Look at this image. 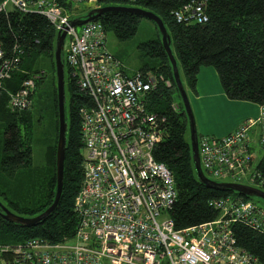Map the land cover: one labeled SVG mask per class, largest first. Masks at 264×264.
<instances>
[{
  "label": "built area",
  "instance_id": "built-area-1",
  "mask_svg": "<svg viewBox=\"0 0 264 264\" xmlns=\"http://www.w3.org/2000/svg\"><path fill=\"white\" fill-rule=\"evenodd\" d=\"M62 1L98 7L135 6L136 0ZM6 9L41 15L55 32L64 31L62 59L85 102L77 112L82 175L72 202L77 217L72 236L0 244L1 264H263L235 242L231 230L242 224L264 236V209L249 199L211 198L207 204L216 211L213 218L174 228L168 214L175 200L173 178L152 156L165 116L144 107L154 85L169 87V79L128 72L107 51L101 23L89 20L76 29L58 0H0V11ZM170 15L177 23L207 20L203 1L184 2ZM20 56L15 44L6 52L0 42V95H7L11 111L27 108L34 88L30 75L13 90L4 83L17 71ZM196 144L199 167L210 179L263 190L264 177L255 163L264 153V103L256 116L243 118L224 135L199 134Z\"/></svg>",
  "mask_w": 264,
  "mask_h": 264
},
{
  "label": "trees",
  "instance_id": "trees-1",
  "mask_svg": "<svg viewBox=\"0 0 264 264\" xmlns=\"http://www.w3.org/2000/svg\"><path fill=\"white\" fill-rule=\"evenodd\" d=\"M118 1L121 0H117V3ZM187 1L189 0H136L133 3L151 11L161 19L169 36L168 44L175 58L178 73L180 71L182 73V77L179 75V78L183 88L194 92L198 67L212 66L220 87L228 99L245 100L258 105L264 103V0H195L203 1L207 20L191 23L175 22L170 11ZM58 2L68 5L62 0ZM84 14L78 12L74 17H82ZM139 18L141 17L130 12L106 11L93 20L99 21L104 30L110 29L115 37L125 39L135 32ZM151 23L156 35L138 42L136 47L141 54L155 58V62L136 70L150 69L155 74L169 79L171 83L169 87H165L162 82H157L146 94L144 107L165 116L163 135L152 149V156L162 162L172 175L175 200L168 214L174 228L179 229L213 218L216 211L207 204L211 198L229 195L250 200L253 196L242 195L229 189L206 188L196 179L190 159L186 117L182 112L180 99L178 101L172 99V93L177 91L171 78L170 65L161 46L158 30L154 23ZM54 34V28L41 15L20 13L13 9L0 11L1 46L9 52L15 44L21 54L17 68L23 69L22 72L13 71L11 78L5 80L4 83L10 90L18 87L22 78L29 76L28 71L33 70L30 68L31 60L38 54L49 56L53 67ZM63 73L66 76V79L64 76V95L67 92V101L64 103L66 131L59 199L51 213L33 225L24 226L9 222L0 215V233L4 236L0 239V244L23 242L33 238L47 242L61 241L72 236L77 224V217L72 210L73 197L82 175V143L77 112L80 104L85 102V98L78 90L64 62ZM39 80L40 78L34 80L30 103ZM51 102L55 115L53 143L46 147L43 155V163L47 166L46 172H48L47 193L43 199L38 200L35 197L31 203H19L16 198L19 196L9 192L12 198L7 200L6 205L16 211L11 210L13 213L21 216L37 214L50 203L53 195L57 131L55 80ZM172 102L178 106L175 111L170 109ZM6 103L7 95L2 93L0 95L2 129L0 172L13 176L17 169L31 164V129L28 119L30 112L11 111ZM198 135L196 133L197 137ZM255 167L264 177V153L259 156ZM46 168L42 170V175ZM6 195L7 193L0 189V203L3 206L5 203L2 200ZM231 230L235 242L264 264V236L242 224H233Z\"/></svg>",
  "mask_w": 264,
  "mask_h": 264
},
{
  "label": "rangeland",
  "instance_id": "rangeland-1",
  "mask_svg": "<svg viewBox=\"0 0 264 264\" xmlns=\"http://www.w3.org/2000/svg\"><path fill=\"white\" fill-rule=\"evenodd\" d=\"M99 5H105L98 4ZM67 12L72 14V17L78 12L85 13L88 8H94V4H83L80 6H69L66 5ZM79 25H76L78 29ZM155 29L153 24L145 19L139 18L135 32L125 38L119 39L115 37L110 29L105 30V47L109 53H111L119 62L126 68V70L132 71L139 69L143 65H151L155 62V58L143 55L139 52L136 45L138 42L151 39L155 36ZM65 42L63 43V48ZM30 68L33 69L31 72L28 71V75L39 79L38 86L34 89L31 96V103L27 108L22 111H29L30 117V146H31V164L28 167L19 168L15 171L13 176H8L3 172H0V189L7 193L6 198L2 200L5 203V208L9 211H14L10 206L6 205L9 198H12V192L14 196L18 195L19 203H31L38 198L43 199L47 193L46 182H47V166L43 163V155H45V149L49 144L53 143V130H54V107L51 105L52 89L54 83V68L52 67L50 57L43 53L38 54L31 60ZM22 72L23 69H17ZM149 71L155 74L152 70H140ZM27 74V73H26ZM156 75V74H155ZM179 75L182 77L180 71ZM65 76V74H64ZM66 79V76H65ZM218 80V77H217ZM219 82V81H218ZM66 86V83H65ZM188 94V93H187ZM190 95V94H189ZM188 95V96H189ZM173 101H178L179 97L177 92L172 93ZM188 99V98H187ZM67 101V92H65V103ZM190 110L193 116L195 131L198 133L196 126V112L192 109L191 103L189 102ZM20 112V111H17ZM1 136L2 129L0 127V149H1ZM82 153V149H81ZM42 175V170L45 169ZM22 191V194H21ZM250 200L256 205L264 209V201L261 199L251 197ZM11 211V212H12ZM4 236L0 233V239ZM1 264V262H0Z\"/></svg>",
  "mask_w": 264,
  "mask_h": 264
},
{
  "label": "water",
  "instance_id": "water-1",
  "mask_svg": "<svg viewBox=\"0 0 264 264\" xmlns=\"http://www.w3.org/2000/svg\"><path fill=\"white\" fill-rule=\"evenodd\" d=\"M106 11H124V12L137 14L139 17L145 18L153 22L156 29L158 30L161 46L170 65L171 78L175 86V89L177 91V94L179 96L180 102L182 104V112L186 117L190 159L196 179L200 183H202L206 188L219 189V190L229 189L242 195L257 197L262 201H264V191L257 187H253L247 184L237 183V182L216 181L207 178L202 173L198 163V153H197V144H196L197 136L194 126L193 116L190 110L187 95L183 88L182 82L179 78V73L177 70L175 58L173 57V54L171 53V50L169 48V44H168L169 36L165 30V27L161 19L158 16L153 14L151 11L143 9L138 6L105 4L98 7L89 8L85 12L84 16L82 17L76 16L70 18L69 22L71 25H80L86 21L95 19L99 14ZM63 37H64L63 30L55 32L53 47H52L55 93H56L57 131H56L55 149H54V190L51 201L43 210L32 216H21L15 214L9 211L8 209H6L0 203V215L3 219L24 226L33 225L36 224L38 221L45 219L57 204L61 191L62 164L64 157L65 131H66V122L64 116V103H65L64 73H63V61L61 57L62 48H63Z\"/></svg>",
  "mask_w": 264,
  "mask_h": 264
},
{
  "label": "crops",
  "instance_id": "crops-1",
  "mask_svg": "<svg viewBox=\"0 0 264 264\" xmlns=\"http://www.w3.org/2000/svg\"><path fill=\"white\" fill-rule=\"evenodd\" d=\"M184 90L193 112L195 110L197 114L195 117L197 134L224 135L243 118L254 117L259 111L258 104L228 99L220 87L212 66H199L195 74L194 92ZM256 131L254 128L253 138H256Z\"/></svg>",
  "mask_w": 264,
  "mask_h": 264
}]
</instances>
